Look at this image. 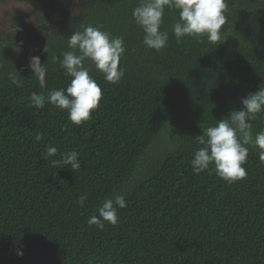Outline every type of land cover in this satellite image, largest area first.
I'll return each instance as SVG.
<instances>
[{
	"label": "trees",
	"instance_id": "16d2710c",
	"mask_svg": "<svg viewBox=\"0 0 264 264\" xmlns=\"http://www.w3.org/2000/svg\"><path fill=\"white\" fill-rule=\"evenodd\" d=\"M13 1L31 4L36 20L27 24L18 14L15 31L0 29V264H264L258 149L247 146V176L233 183L214 165L198 175L191 167L202 129L228 120L242 97L264 88V0H224L216 43L206 35L177 41L179 12L166 8L160 30L169 40L159 51L143 45L132 18L140 0L0 4ZM88 25L123 38L125 72L112 84L91 69L102 98L76 126L66 110L33 108L30 97L66 89L67 37ZM47 45L51 54L42 51ZM33 55L47 69L45 88L27 67ZM16 71L22 87L9 78ZM250 123L253 136L264 130V112ZM48 146L58 152L46 160ZM73 150L81 164L75 172L50 163ZM114 194L127 204L118 223L89 226Z\"/></svg>",
	"mask_w": 264,
	"mask_h": 264
},
{
	"label": "clouds",
	"instance_id": "9594fccd",
	"mask_svg": "<svg viewBox=\"0 0 264 264\" xmlns=\"http://www.w3.org/2000/svg\"><path fill=\"white\" fill-rule=\"evenodd\" d=\"M166 8L179 12V19L172 27L177 41L186 36L199 38L204 35L211 43L220 41V30L226 22L224 0H140L132 11V18L144 33L142 43L146 48L159 51L167 46L169 33L160 30ZM67 47L71 50L62 54L60 67L71 78L69 85L66 89H51L47 96L33 92L30 97L31 106L42 109L46 103H50L61 111L66 110L69 121L80 126L90 119L92 111L98 108L102 98V89L90 75L91 69L94 67L101 72L106 82L118 83L125 72L119 67L125 46L122 37H114L99 27L88 25L82 31H74L67 37ZM42 51L50 53L48 45ZM50 58L58 59L52 55ZM27 67L40 87L45 88L47 69L40 57L31 56ZM17 76L20 74L16 71L9 78L17 87H22L23 83ZM262 112L264 88L259 87L257 91L241 98V108L231 111L228 120H217L215 126L202 129V134L195 138L202 147L194 153L191 160L193 173L198 175L214 165L216 175L222 180L228 183L243 180L247 176L246 169L242 166L249 157L247 146L258 149L259 161L264 164V130L253 136L250 123ZM42 139L40 133L35 136L36 142ZM57 152L56 147H46L44 159L56 156ZM78 158L79 153L73 150L61 154L60 159H51L50 163L53 166H68L75 172L81 167ZM85 199L86 196L81 195L79 203L83 205ZM126 206L125 195L114 194L112 198L103 201L97 210L98 216L89 218V226L95 225L103 229L105 222L115 226L118 223V209ZM17 255L22 257L23 251L17 250Z\"/></svg>",
	"mask_w": 264,
	"mask_h": 264
},
{
	"label": "rangeland",
	"instance_id": "374dc122",
	"mask_svg": "<svg viewBox=\"0 0 264 264\" xmlns=\"http://www.w3.org/2000/svg\"><path fill=\"white\" fill-rule=\"evenodd\" d=\"M18 14L24 17V21L27 24H33L36 20V11L31 4L21 1L0 4V29L5 27L10 31H15V28H12V20Z\"/></svg>",
	"mask_w": 264,
	"mask_h": 264
}]
</instances>
